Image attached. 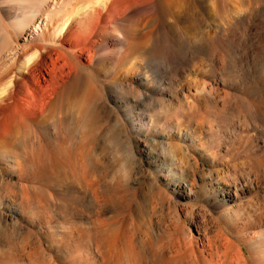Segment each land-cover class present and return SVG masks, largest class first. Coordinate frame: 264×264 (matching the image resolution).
<instances>
[{"label": "bare ground", "instance_id": "obj_1", "mask_svg": "<svg viewBox=\"0 0 264 264\" xmlns=\"http://www.w3.org/2000/svg\"><path fill=\"white\" fill-rule=\"evenodd\" d=\"M240 2L228 21L200 0H0V264H143L141 177L170 214L156 264H264V200L236 204L252 183L219 182L213 152L264 133V3Z\"/></svg>", "mask_w": 264, "mask_h": 264}, {"label": "rangeland", "instance_id": "obj_2", "mask_svg": "<svg viewBox=\"0 0 264 264\" xmlns=\"http://www.w3.org/2000/svg\"><path fill=\"white\" fill-rule=\"evenodd\" d=\"M200 1H202V6L200 8L198 4L196 6V9L200 10V13H201L200 15H225V18L228 16V19H227L228 21H232L236 15H241L240 12L245 8V6L241 4L240 0H222V6L220 10L215 11L213 10V8H211V4H212L211 0H200ZM262 1L264 3V0H260L261 4H263ZM240 9L242 10L240 11ZM193 66H194L193 64H188V66L184 68V70L181 73H179L177 77H175L174 81L175 83H177L176 85L184 83L188 78L192 77L195 74L196 66L194 67ZM86 71H89V70L86 69ZM240 103L241 102L238 101V105ZM238 105H237L238 107L237 109H239V106H241L242 104H240L239 106ZM238 118L240 121L237 120ZM235 120L244 124L243 118L240 119V117H237L235 118ZM226 133L228 136L227 142L224 144L221 143V145L213 149V152L215 151L218 157V159L216 160L217 162L215 163L216 167L218 170H220L221 175L223 176V177H216V178L222 184H226L229 186H235V185L240 186L241 184L244 185L245 183L243 184L242 181L246 179L247 180L245 182H247L248 184L250 182L252 183V186L250 187L243 186L242 189L238 191L237 193L238 198L235 201L236 204L239 202H240L239 204H242V203L245 204L253 196H256V195L260 197V200H264V177H246L247 175L246 173H249V170H251L252 168L254 169V170L252 169V171L253 172L255 171L254 173H256L257 170L264 169L263 167L264 166V133H263L262 126L260 125L259 127V125L257 124H250L249 129H244L242 134L236 133L232 135L230 132H227V131ZM259 164L260 166H262V168L261 167L259 168ZM248 168L250 169L248 170ZM234 170H236L237 173ZM234 173H236L237 176H234ZM239 173H242V174L240 175ZM239 176H243V177H239ZM204 178L206 182L207 181L209 182L210 180L209 177H204ZM140 179L142 181H141L140 187L139 185H137L140 188V189L139 188L137 189L139 190L138 192H136L137 195L134 198L128 197L127 203L129 206L127 207L125 214H124L125 220H126L125 224L126 223L129 224V225L126 224L127 226H129L127 227V230H129L130 232L132 231L135 232L136 238L137 237L144 238V242H145L144 245L141 246L140 244H137V247H138L137 249L138 251L140 250L141 256L146 255L145 256L146 260L143 264H156V261L158 260L159 255H160V249H159L160 237L157 234L162 229H165V226H166L165 218L166 219L170 218V214H168L169 212L167 208H163L161 206V203L158 201V199L152 198L150 201V196L148 195L149 190H148L147 181L146 179L142 177ZM199 183H201V181ZM160 184L164 186L162 180L160 181ZM171 192L169 194H171L172 198L173 197L177 198V196H175ZM131 199L133 200L135 199V200L132 201ZM153 204L154 205L157 204V208L155 210H153V206H154ZM188 204L189 203L187 201L183 200L181 204L179 205L181 206V208H186ZM230 206L224 207L223 209H226V208L228 209V207ZM193 214L196 219L195 221L197 222H204V215H205L211 221L210 226L213 228V230L214 231L217 230V226H215L214 222H212L211 220L210 211L207 213H204L199 210V207H197L194 209ZM212 223L214 224L213 226H212ZM133 225L134 226L136 225V226L134 227ZM187 226L191 230H194V227L190 223L187 224ZM136 227L137 228L139 227L138 230H136L137 229ZM212 228H210L211 234L214 232ZM261 229L262 231H264V222L262 224ZM259 230H260L259 228L256 229V231H259ZM158 237H159V240H158ZM148 238H150V240ZM149 242H151L150 243L152 246L151 249L148 248ZM122 247L123 246L119 247L120 251H122V249L124 248ZM165 253H167V250L165 251ZM88 257H89L88 255H84L83 262H86L89 264L90 258ZM115 261L118 262L117 260ZM110 264H114V263L110 262ZM118 264H128V261L127 259L122 258V261L118 262Z\"/></svg>", "mask_w": 264, "mask_h": 264}]
</instances>
